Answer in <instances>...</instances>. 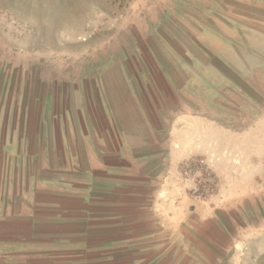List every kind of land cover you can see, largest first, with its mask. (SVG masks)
Here are the masks:
<instances>
[{
  "label": "crops",
  "instance_id": "1",
  "mask_svg": "<svg viewBox=\"0 0 264 264\" xmlns=\"http://www.w3.org/2000/svg\"><path fill=\"white\" fill-rule=\"evenodd\" d=\"M165 1L179 6L180 48L212 65L220 51L233 49L235 20L243 23V29L246 22L249 29L252 13L246 4L264 3ZM96 65L104 67L101 74L110 111L100 107L98 117L90 110L68 106L44 117L35 112L29 121L27 115L21 120L20 111L18 141L26 144L27 131H35L31 154L35 169L24 175L17 204H0V264H239L235 258L249 253L250 235L244 232L243 249L236 248L235 226H242L235 225L234 211L208 207L182 194L175 200L162 199L161 180L177 163L199 154L203 146L216 151L218 160L219 130L227 136L221 156L226 175L236 178L239 171L250 178L261 175L262 130L236 131L234 124L220 127L218 118L212 116L201 121L192 107L171 104L166 80L161 87L170 104L155 98L148 105L134 86V77L123 73L122 61L107 64L105 58ZM181 112L187 115L186 121L194 119L199 124L191 134L189 122L183 120L185 127H179L176 140L171 115ZM206 126L216 134L203 142L198 130L203 133ZM252 133L257 144L250 143Z\"/></svg>",
  "mask_w": 264,
  "mask_h": 264
},
{
  "label": "rangeland",
  "instance_id": "2",
  "mask_svg": "<svg viewBox=\"0 0 264 264\" xmlns=\"http://www.w3.org/2000/svg\"><path fill=\"white\" fill-rule=\"evenodd\" d=\"M246 5L252 13L249 29L246 22L243 29V23L235 20L233 49L220 51L212 65L180 48L177 2L0 0V204H17L24 175L35 169L31 158L35 131H27L26 144L18 141L20 111L24 112L21 120L27 115L28 121L35 118V112L44 117L68 106L90 110L98 117L100 107L110 111L101 74L104 67L96 65L105 58L107 64L122 61L123 73L134 77V86L148 105L155 98L170 104L161 87L166 80L171 104L192 107L201 121L217 117L220 127L234 124L236 131L251 128L264 134V3ZM182 112L171 115L176 140L179 127H185L182 121L187 115ZM186 122L189 133L197 132L199 122ZM198 133L207 142L216 131L206 126ZM253 137L252 133V145L257 144ZM218 138V160L216 151L203 146L199 154L177 163L161 180L165 191L161 197L175 200L182 194L208 207H230L235 225L242 226H235L236 248L243 249L244 232L250 235L249 253L236 257V263L264 264V192L259 191L264 189V171L254 178L240 171L239 177L227 176L221 158L227 148L225 132L219 130ZM244 189L248 192L243 193Z\"/></svg>",
  "mask_w": 264,
  "mask_h": 264
}]
</instances>
